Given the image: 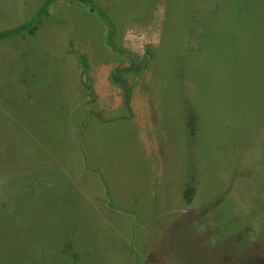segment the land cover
I'll list each match as a JSON object with an SVG mask.
<instances>
[{
    "label": "rangeland",
    "instance_id": "374dc122",
    "mask_svg": "<svg viewBox=\"0 0 264 264\" xmlns=\"http://www.w3.org/2000/svg\"><path fill=\"white\" fill-rule=\"evenodd\" d=\"M0 264H264V0H0Z\"/></svg>",
    "mask_w": 264,
    "mask_h": 264
}]
</instances>
